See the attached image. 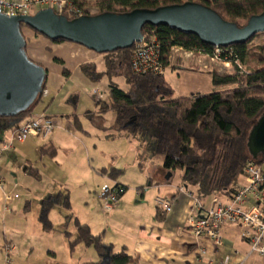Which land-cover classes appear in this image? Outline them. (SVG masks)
Returning <instances> with one entry per match:
<instances>
[{
  "label": "crops",
  "instance_id": "0c3cea01",
  "mask_svg": "<svg viewBox=\"0 0 264 264\" xmlns=\"http://www.w3.org/2000/svg\"><path fill=\"white\" fill-rule=\"evenodd\" d=\"M42 51L47 56L40 54ZM27 54L31 60L42 65L48 71L45 90L49 95L42 96L45 102L40 103L26 121L45 116L53 122L54 128L47 138H30L23 143L16 142L13 149L0 156V177L3 175V179H0V264H85L97 263L101 259L93 247H86L83 244L77 245L75 250L71 251L69 239L60 229L61 227L65 228L66 217L69 213L61 206L56 207L50 214L55 231L45 232L43 230L39 221L41 202L48 196L66 193L68 190L63 185L57 184L46 195H42L36 209L32 208L33 204L30 201H25L26 203L21 201V196L17 199H6V194H16L14 192L18 185L17 182L14 183L10 179L9 172L16 169V163L21 156L27 155L31 149L30 143L39 139L42 141L40 143L38 141L37 148L54 147L56 149L54 146L56 145L58 151H62L64 148L68 154H71L74 161L70 163L73 165L70 173L72 176H78V181L83 183L80 199L74 196L72 190L68 191L72 207L70 214L77 218L82 225L89 226L93 235L102 236L103 243L111 246L115 253L125 249L130 256L135 258L136 264H211V260H224L228 256L232 258L231 264H262L261 258L252 254L250 245L242 239L241 229L235 226L223 228L222 247L215 249L210 243L203 244L208 253L203 258L197 255L188 218L197 210L198 204L208 207L212 198L200 200L195 193L188 191L183 186L182 173L178 184H174L172 178L165 182L159 177L154 179L150 173V177L146 180L139 176L134 177L136 179L134 185L126 181V175L130 172L144 177L142 175L145 169L139 163L138 158L140 151L144 149L140 140L119 130L116 125L117 112L114 109L112 110L115 120L111 127L107 128L101 116L110 109L104 111L102 104L96 103V111L86 114L84 118L81 117L82 119L77 115L76 109L72 107L77 100L72 89L75 72L81 73L94 85L91 92L83 89L88 94L90 93V97L94 101L95 91H99L104 93L103 103L107 102L106 91H100L95 85L103 78L98 82H93L81 69L82 66L95 65L98 73L104 74L106 65L102 62L99 63L95 56L99 54L68 42L53 43L51 41L46 42L45 48L28 47ZM55 58L63 62L62 65L59 64L63 71H57L60 86L51 90L48 88V83L51 69H57L54 66L58 64L54 61ZM68 63H72L73 70L66 67ZM170 67L177 70L176 73L179 76L193 72L200 77L206 76L212 81L211 74L193 70L187 65H177L172 62ZM163 76L176 95L174 87L167 80L165 74ZM107 79L110 81L108 77ZM111 83L113 82L110 81ZM127 86L129 85L127 84ZM106 89L110 95L107 106L112 107L110 85ZM129 91L130 87L129 90H124V92ZM198 94L203 95L202 93L194 95ZM93 123L98 126L104 139L117 143V148L99 152L96 140L92 139L91 133L94 127L90 124ZM62 140H64L63 145H61ZM43 141L47 142L43 143ZM74 150L80 153V157H77ZM56 156L57 152L52 158L54 159ZM156 158H149V165L154 167L153 164H155V170L163 175L164 161L156 163L154 162ZM126 164H129L128 170L123 168ZM112 169L117 172L121 171V173H117L115 179L111 178L108 173H104V171ZM24 170L29 171L28 168H24ZM37 177L39 180L41 179L39 175ZM109 182L113 183L112 186L118 184L127 189L120 198L118 206L112 212L105 213L102 210L100 191L98 190L100 186L110 185ZM158 199L169 201L172 204L171 212L164 213L161 210L162 219L158 218V208H160L157 204ZM80 207L84 212L87 211L83 213L84 215L78 211ZM69 222L67 231L69 228L70 232H68L75 237V225L72 221ZM8 245L13 246L10 263L7 262L4 250ZM91 248L93 252L90 250ZM234 252H238L239 255L235 256ZM108 259V256L105 257V260L108 261Z\"/></svg>",
  "mask_w": 264,
  "mask_h": 264
},
{
  "label": "trees",
  "instance_id": "16d2710c",
  "mask_svg": "<svg viewBox=\"0 0 264 264\" xmlns=\"http://www.w3.org/2000/svg\"><path fill=\"white\" fill-rule=\"evenodd\" d=\"M66 1L82 10L88 6L87 0ZM97 2L99 14H124L134 10H156L166 6L196 3L211 8L225 21L236 24L239 20L248 21L251 17L264 12V0H97ZM64 16L69 20L75 19V16H71L68 12H65ZM24 28L28 27L20 26L22 35ZM142 33L144 38L149 40L157 37L162 47V61L166 69L171 65V50L175 46L205 51L212 49L202 44L198 37L186 35L169 27L145 26ZM253 41L245 45L233 46L245 66L248 58L251 57L249 47ZM53 43H64V41ZM254 48L257 68L249 75L235 72L220 75L212 72V82L215 87L234 85L235 89L208 95L175 98L173 88L163 75H134L130 64L133 49L106 54L116 55L118 59L106 63L104 74L98 73L94 65L82 66L81 69L93 82L100 81L104 76L110 80L117 76L126 79L130 91L124 92L116 84L111 83L110 94L113 105L102 107L104 111L114 109L117 112V127L120 131L127 132L140 140L145 146L146 157L152 159L163 157V168L167 172H182L183 186L195 193L200 200L214 196L230 197L249 162L264 164V154L253 158L247 147L249 133L264 113L262 59L264 43ZM30 61L35 63L31 59ZM54 61L63 64L57 58ZM47 79L48 75L45 88ZM42 100L41 96L28 109L15 116H0V144L6 140L7 135L18 130L26 119L32 116ZM56 152L54 147L40 150L42 156L54 157ZM118 172L114 169L104 171L114 179ZM32 174L38 176L36 173ZM115 186L122 188L121 198L127 188L118 184ZM58 206L69 213L66 217L64 234L69 239L71 251H74L77 245L83 244L86 247H93L101 258L97 263L85 264H136L135 258L125 249L115 253L111 246L103 243L102 236L93 235L89 226L82 225L70 214L72 207L68 191L42 200L39 221L45 232L55 231L50 214ZM161 210L158 208L159 219H162ZM69 221L75 225V237L67 231ZM107 256L108 261L105 260Z\"/></svg>",
  "mask_w": 264,
  "mask_h": 264
},
{
  "label": "water",
  "instance_id": "95a60500",
  "mask_svg": "<svg viewBox=\"0 0 264 264\" xmlns=\"http://www.w3.org/2000/svg\"><path fill=\"white\" fill-rule=\"evenodd\" d=\"M21 25L51 42L64 41L106 55L131 50L141 43L145 26H164L194 35L209 47L245 45L264 34V12L251 17L243 26L225 21L216 11L196 3L73 20L58 15L52 8L12 17L0 13V116L25 111L45 90L47 70L30 61ZM247 147L253 158L264 154V113L250 131ZM171 177L169 173L166 180Z\"/></svg>",
  "mask_w": 264,
  "mask_h": 264
},
{
  "label": "built area",
  "instance_id": "2783aa9c",
  "mask_svg": "<svg viewBox=\"0 0 264 264\" xmlns=\"http://www.w3.org/2000/svg\"><path fill=\"white\" fill-rule=\"evenodd\" d=\"M41 8H52L58 15L63 16L65 12H68L75 18L93 16L66 0H0V13L9 17L32 15ZM132 49L131 70L134 75H164L166 67L162 61V47L157 37L150 40L144 38ZM171 53V59L178 56L183 62L196 65L199 71L250 74L233 46L212 47L209 51L175 46ZM262 59L264 64V50ZM47 95H49L48 91L44 90L42 96ZM95 96L97 103L104 99L103 92L95 91ZM53 128V122L45 116L26 121L0 144V156L13 149L16 142L23 143L30 138H47ZM0 179H3V175ZM122 192V188L118 186L104 185L102 187L100 199L103 212L110 213L118 206ZM13 198L17 199L19 195L6 194L7 200ZM157 204L164 213L172 210V204L169 201L158 199ZM188 225L200 258L208 253L203 244L210 243L215 249L222 247L223 228L235 226L241 229V237L250 245L251 253L258 255L264 264V164L249 162L233 194L230 197H212L208 207L198 204L197 210L188 218ZM4 250L7 262L10 263L13 246L8 245ZM234 255L238 256L239 253L234 252ZM231 260V256H228L224 260H211L210 263L231 264Z\"/></svg>",
  "mask_w": 264,
  "mask_h": 264
},
{
  "label": "rangeland",
  "instance_id": "374dc122",
  "mask_svg": "<svg viewBox=\"0 0 264 264\" xmlns=\"http://www.w3.org/2000/svg\"><path fill=\"white\" fill-rule=\"evenodd\" d=\"M88 6L85 7L83 10L86 13H89L90 15H98L100 12V9L98 7L97 0H87ZM33 12V14H35ZM247 21L239 20L237 23L239 25H245ZM23 35L27 40V48H45L46 42H49L46 38L42 37L41 35L36 34L29 28L23 29ZM264 43V34L256 37L253 41V43L249 47V51L251 53V57L247 60V70L249 72H252L255 70L258 66L257 60L254 56L255 48L256 46H259L260 44ZM48 44V43H47ZM40 54L47 56V54L44 53V51L40 52ZM172 54V53H171ZM97 58V61L100 63H104L106 65L109 61H116L118 59V56L113 55H95ZM177 64V65H187L189 68H195L197 69V66L194 65L191 62H183L178 56H175L173 59H171V63ZM131 64V61H130ZM57 69H51V76L50 81L48 83V88L52 90L58 88L60 85L58 83L57 73L63 71V68L60 67L59 64L54 65ZM93 66V65H91ZM67 68H70L73 70L72 63H68ZM94 67L97 70V67L94 65ZM65 69V68H64ZM58 71V72H57ZM98 72V70H97ZM120 71L118 70V73ZM177 70L172 67L169 68V70L165 71V76L167 77V80L171 83V85L176 90V98H183V97H189L191 95H194L196 93H202L203 95H208L214 92H221L225 90H231L235 89L234 85L230 86H224V87H215L213 85V82L208 79V77L203 76L200 77L196 73L191 72L190 74H181L180 76L176 73ZM208 73V72H206ZM211 74V73H209ZM220 75H223V73H218ZM114 84H116L121 90H129V86H127L126 79L124 77H114L110 80ZM110 81L107 79V77H103V79L96 83L95 85L98 87L100 91H106V98L108 99L106 103L104 102V99L101 102H98V104L108 105L110 95L108 93V86L110 85ZM94 85H92L81 73L75 72L72 79V89L74 91L73 94L77 96V100L73 109H76L77 115L80 116V118H84V116L90 112L96 111V103L91 97L90 93L88 92L92 91L91 89ZM83 89H87L88 92H85ZM47 101V100H46ZM42 102H45L43 100ZM41 102V103H42ZM113 103V102H112ZM104 119V125L107 128H110L112 125V122L115 120V114L112 109H110L105 115H102ZM81 118V119H82ZM84 122V120H82ZM90 126L94 127L92 134V139L96 140V145L99 150V152H107L112 149L117 148V143H114L112 141L106 140L102 137V133L100 132V129L98 126H96L95 123L90 124ZM40 143L42 139L36 140L31 144V149H29L27 155L25 157H22L18 160L16 163V169L9 172V177L14 181V183L17 182V188L14 193L21 196V201H30L33 205L32 208L38 206L39 198L42 195H46L48 191H51L52 188H54L57 184L63 185L66 190L69 192L72 190L74 193V196L77 198H81V185L83 182L78 181V176H72L70 173V170L73 169V165L70 163L74 161L71 157V154H68V152L65 151L63 148L62 151H58V147L54 145L57 149V156L56 158H52L50 156H42L40 154L41 147L37 148V143ZM47 142V141H45ZM43 141V143H45ZM64 140L61 141V145H63ZM142 144V143H141ZM145 149V146L142 145ZM142 149L140 151L139 163L143 165L144 177H140V175H134L132 172L127 173L126 175V181H129V183H132L133 185L136 183V179L134 177L139 176V178H143V180H146L150 177L149 173L154 177V179H157L158 177L161 179H164V182L167 181L168 174L171 172H167L164 169V174H160L157 170H155V164H153L154 167H151L149 165V158L146 157V150ZM77 153V157H80V153L78 151H75ZM59 154V155H58ZM97 160V158H95ZM108 161V160H107ZM164 161L163 157H157L154 162L158 163ZM24 168H28L29 171H25ZM125 170L129 169V164H126L123 167ZM30 170H33L30 172ZM38 173V175L41 177L39 178L32 173ZM36 173V174H37ZM180 171H175L172 174V179L174 184H178L180 182ZM134 175V176H133ZM109 184L112 186L113 183L109 182ZM103 186L99 187V194L101 193ZM134 192V191H133ZM94 194V193H93ZM78 195V196H77ZM26 203V202H25ZM82 207L78 208L80 213L84 215L83 213H86L81 209ZM99 213V211H98ZM109 215V214H108ZM105 215V216H108ZM59 229V228H57ZM62 231H65V228H60ZM68 231L70 232V229L68 228ZM93 252V249H90Z\"/></svg>",
  "mask_w": 264,
  "mask_h": 264
}]
</instances>
